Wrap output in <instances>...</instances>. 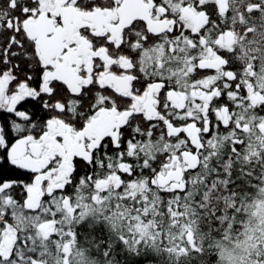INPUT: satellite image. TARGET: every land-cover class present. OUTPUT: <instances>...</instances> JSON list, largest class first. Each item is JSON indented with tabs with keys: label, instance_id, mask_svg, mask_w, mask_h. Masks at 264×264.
I'll return each instance as SVG.
<instances>
[{
	"label": "snow or ice",
	"instance_id": "snow-or-ice-1",
	"mask_svg": "<svg viewBox=\"0 0 264 264\" xmlns=\"http://www.w3.org/2000/svg\"><path fill=\"white\" fill-rule=\"evenodd\" d=\"M0 264H264V0H0Z\"/></svg>",
	"mask_w": 264,
	"mask_h": 264
}]
</instances>
